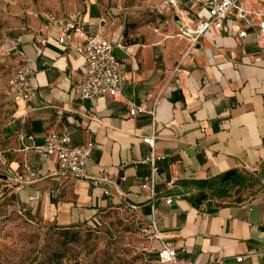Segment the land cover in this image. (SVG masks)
Returning a JSON list of instances; mask_svg holds the SVG:
<instances>
[{
    "label": "crops",
    "instance_id": "1",
    "mask_svg": "<svg viewBox=\"0 0 264 264\" xmlns=\"http://www.w3.org/2000/svg\"><path fill=\"white\" fill-rule=\"evenodd\" d=\"M192 11L205 16L198 7ZM83 20L87 31L123 41L121 28L107 33L99 8H90ZM241 26L232 14L183 61L189 42L177 36L176 22L135 36L126 51L115 49L126 66L123 94L95 101L75 98L86 65L58 42V27L48 23L16 37L35 72L31 98L16 99L15 113L27 172L19 197L31 214L71 228L130 204L146 220L154 211L168 244L185 249L181 264H264V38L241 40ZM180 63L181 73H173ZM157 98L155 127L148 116L130 115L135 105L151 108ZM53 131L66 134L73 146L94 144L86 174L107 181L98 188L88 180L70 182L53 159L27 149ZM153 134L151 148L143 139ZM153 155L151 192L142 186ZM232 172L248 186L222 196L207 190L206 182Z\"/></svg>",
    "mask_w": 264,
    "mask_h": 264
},
{
    "label": "rangeland",
    "instance_id": "2",
    "mask_svg": "<svg viewBox=\"0 0 264 264\" xmlns=\"http://www.w3.org/2000/svg\"><path fill=\"white\" fill-rule=\"evenodd\" d=\"M161 2L0 0V264H159L149 252L150 240L142 232L144 222L124 207L103 215L96 226L69 229L31 214L19 197L27 182L19 151L24 134L16 121V99L8 83L19 65L12 42L48 24L49 15L83 19L90 8L97 7L105 16L107 33L121 28L126 45L166 21L175 23L173 14L158 13ZM115 55L122 57L118 51Z\"/></svg>",
    "mask_w": 264,
    "mask_h": 264
},
{
    "label": "built area",
    "instance_id": "3",
    "mask_svg": "<svg viewBox=\"0 0 264 264\" xmlns=\"http://www.w3.org/2000/svg\"><path fill=\"white\" fill-rule=\"evenodd\" d=\"M264 0H162L156 8L161 15L167 12L174 15L177 24V36L187 40L189 45L182 55L181 61L192 55L199 41L210 31H221L232 14H235V21L243 24L238 31V37L241 40L247 39L250 35L258 40L264 38ZM192 7H198L205 16H199L192 11ZM50 25L58 27V42L64 45L70 53L80 56L86 65L85 73L80 76L74 88V96L80 101H95L105 96L115 98L121 96L126 88V66L123 61L115 55V49L126 51L127 47L123 41L112 43L105 36L87 31L85 22L78 16H69L67 18L49 15L47 17ZM14 49L19 57V65L14 75L9 79V89L11 95L24 103L30 98L31 81L35 72L30 68L28 59L17 43L12 42ZM181 63L174 69L173 73H181ZM159 104L157 98L151 108L144 104L135 105L130 111L132 117L145 115L156 124V108ZM33 142V138L30 137ZM143 142L151 148L155 145L154 134L144 138ZM37 154L53 159L57 164L58 174L67 178L70 182L91 181L93 187L98 188L100 184L106 182V179L90 178L86 174L88 165L92 162L95 146L92 143L81 146L71 145L70 139L66 134L50 132L44 139L42 145H36L35 142L28 147ZM151 166V173L145 179L142 189L145 191L153 190L154 177L157 172V158L153 155L148 160ZM107 196L110 192L103 189ZM31 198L30 202H34ZM172 199L168 198L167 203ZM124 208L138 215V220L144 222L142 232L150 240V250L159 264H181L179 260L180 253L185 249H177L170 246L158 230L154 218L146 220L137 211L138 208L133 205H126ZM120 209V208H118ZM242 258H238L241 262Z\"/></svg>",
    "mask_w": 264,
    "mask_h": 264
},
{
    "label": "trees",
    "instance_id": "4",
    "mask_svg": "<svg viewBox=\"0 0 264 264\" xmlns=\"http://www.w3.org/2000/svg\"><path fill=\"white\" fill-rule=\"evenodd\" d=\"M205 185L207 187V190L212 191V195L214 196H222L238 187L248 186L245 183V179L238 176L236 172L228 173L220 178L206 182ZM198 200L199 198L190 199V201H192L194 204H196ZM93 225L95 226L98 225V221L93 222ZM63 229H69V228H63ZM153 259H156L155 256H153Z\"/></svg>",
    "mask_w": 264,
    "mask_h": 264
}]
</instances>
